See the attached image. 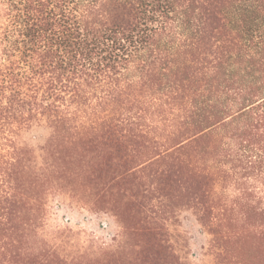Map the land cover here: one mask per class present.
Wrapping results in <instances>:
<instances>
[{
	"label": "trees",
	"instance_id": "trees-1",
	"mask_svg": "<svg viewBox=\"0 0 264 264\" xmlns=\"http://www.w3.org/2000/svg\"><path fill=\"white\" fill-rule=\"evenodd\" d=\"M78 184L131 219L127 259L39 238ZM157 204L264 264V0H0V264H181Z\"/></svg>",
	"mask_w": 264,
	"mask_h": 264
},
{
	"label": "rangeland",
	"instance_id": "rangeland-1",
	"mask_svg": "<svg viewBox=\"0 0 264 264\" xmlns=\"http://www.w3.org/2000/svg\"><path fill=\"white\" fill-rule=\"evenodd\" d=\"M99 186L98 189L78 184L67 194L60 190L58 193L56 189L47 194L46 209L38 226L39 238L69 256H81L94 263L100 255L105 259L110 256L127 259V253L136 249L131 219H126L129 227L124 229V223L117 221L110 212L103 185ZM153 212L167 218L170 239L181 264L214 263L210 252L211 235L203 229L192 210H181L170 221L168 205H154Z\"/></svg>",
	"mask_w": 264,
	"mask_h": 264
}]
</instances>
